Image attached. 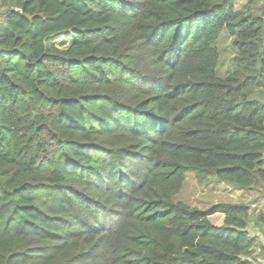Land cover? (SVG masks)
<instances>
[{"label": "trees", "instance_id": "obj_1", "mask_svg": "<svg viewBox=\"0 0 264 264\" xmlns=\"http://www.w3.org/2000/svg\"><path fill=\"white\" fill-rule=\"evenodd\" d=\"M188 171L264 199V0H0V264H264Z\"/></svg>", "mask_w": 264, "mask_h": 264}, {"label": "rangeland", "instance_id": "obj_2", "mask_svg": "<svg viewBox=\"0 0 264 264\" xmlns=\"http://www.w3.org/2000/svg\"><path fill=\"white\" fill-rule=\"evenodd\" d=\"M226 33L225 30L222 31L218 42L219 66L217 71L220 76L225 75L232 69L230 61L234 51L231 47V38ZM71 40L72 37L66 34L52 39L51 43L63 48ZM175 198L184 201L189 206L199 208H206L216 203H244L251 209L264 211V199L260 198L257 193L237 189L216 180L212 176H208L200 182L192 171L185 173L183 187ZM214 219L216 222L221 220L218 216ZM249 230L252 231L251 228Z\"/></svg>", "mask_w": 264, "mask_h": 264}]
</instances>
